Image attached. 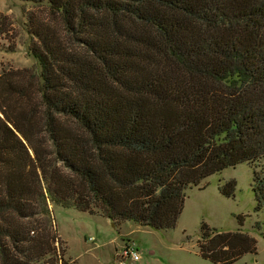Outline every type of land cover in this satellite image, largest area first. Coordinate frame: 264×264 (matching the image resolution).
<instances>
[{
	"label": "trees",
	"instance_id": "trees-1",
	"mask_svg": "<svg viewBox=\"0 0 264 264\" xmlns=\"http://www.w3.org/2000/svg\"><path fill=\"white\" fill-rule=\"evenodd\" d=\"M22 1L35 63L0 65V264H73L50 204L171 228L187 188L246 163L263 205L264 0ZM201 229L214 263L256 250Z\"/></svg>",
	"mask_w": 264,
	"mask_h": 264
},
{
	"label": "rangeland",
	"instance_id": "rangeland-1",
	"mask_svg": "<svg viewBox=\"0 0 264 264\" xmlns=\"http://www.w3.org/2000/svg\"><path fill=\"white\" fill-rule=\"evenodd\" d=\"M28 8L29 4L22 0H0V65L24 67L35 63L28 51L31 38L26 31L24 13ZM230 179L235 181V189L232 195L226 196L221 186ZM251 185L252 169L246 163L214 172L204 177L199 185L187 188L175 226L160 230L124 221L118 226L115 224V231L110 226L111 221L99 214L57 204H50V207L56 230L66 245V257L73 264L106 263L109 258L106 242L113 236L120 244L125 241L134 244L140 251V264H217L198 253L202 223L211 231H242L254 237L255 252H245L228 264H264L261 235L264 203L256 208ZM103 242L104 246L91 250L97 254L91 259L85 248Z\"/></svg>",
	"mask_w": 264,
	"mask_h": 264
},
{
	"label": "built area",
	"instance_id": "built-area-1",
	"mask_svg": "<svg viewBox=\"0 0 264 264\" xmlns=\"http://www.w3.org/2000/svg\"><path fill=\"white\" fill-rule=\"evenodd\" d=\"M90 239H93L91 237ZM140 258V251L134 246L131 241H125L115 251L114 259L112 264H124L127 259L136 261Z\"/></svg>",
	"mask_w": 264,
	"mask_h": 264
},
{
	"label": "crops",
	"instance_id": "crops-1",
	"mask_svg": "<svg viewBox=\"0 0 264 264\" xmlns=\"http://www.w3.org/2000/svg\"><path fill=\"white\" fill-rule=\"evenodd\" d=\"M123 235L125 237H127V232H124ZM106 243L109 245V247H108V249H109V258H107V262L106 263L104 262V263H101V264H112L115 251L117 250V246L119 245L118 247H120L122 245V242H121V244H120V242L118 243L117 240H116V237L113 236V237H110L107 240ZM104 245H105V242H103L102 244H95V245H92V246H89V247L85 248V251L90 252V257H91V259H93V258L97 257V254L93 253L91 250H94L96 248L102 247ZM140 259H141V257L138 260H136V261H132L130 259H127L124 264H140Z\"/></svg>",
	"mask_w": 264,
	"mask_h": 264
},
{
	"label": "water",
	"instance_id": "water-1",
	"mask_svg": "<svg viewBox=\"0 0 264 264\" xmlns=\"http://www.w3.org/2000/svg\"><path fill=\"white\" fill-rule=\"evenodd\" d=\"M110 226L112 227L113 230L116 231V226H115V223L113 221H111Z\"/></svg>",
	"mask_w": 264,
	"mask_h": 264
}]
</instances>
